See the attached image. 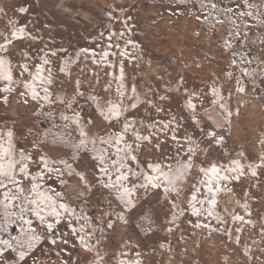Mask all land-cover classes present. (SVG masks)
Here are the masks:
<instances>
[{"label": "snow or ice", "instance_id": "snow-or-ice-1", "mask_svg": "<svg viewBox=\"0 0 264 264\" xmlns=\"http://www.w3.org/2000/svg\"><path fill=\"white\" fill-rule=\"evenodd\" d=\"M175 2L178 8L190 6L189 0ZM222 3L194 0V14L198 21H211L213 28L228 20L230 31L221 38L230 56L225 78L235 83L237 92L245 93L246 80L254 87L257 79L264 80V60L252 59L253 41L245 30H264V0H241L234 7H222ZM15 11L19 19L8 24L6 33L0 31V100L7 105L9 96L16 94L23 104L34 102L33 115L39 125L30 126L27 134L19 133L21 139L14 129H0V264H35L38 248L69 245L70 238L75 241L73 248L93 258L82 261L79 253L74 258L62 249L67 253L62 264H109L107 253L100 251L101 242L117 220L127 224L130 218L138 220V229L150 236L161 226V219L171 232L178 218L190 215L196 218L193 227L217 232L223 228L229 238L235 231L234 243L240 245L245 227H256L251 209L247 202L237 200L243 214L227 209L222 213L219 198L231 192L242 177L264 175V154L250 157L242 150L235 155L223 151L225 137L220 130L231 124L233 93L225 92L216 78L206 90L189 88L180 78L171 93L158 101L141 99L135 86L126 85L120 63L115 89L109 85L103 93L97 92L77 77L71 93L58 94L59 76L52 71L58 53L47 47L33 53L18 43L41 37L20 23L29 13L27 0ZM117 19L108 13L107 34L98 33L99 40H106V48L99 53L84 48L81 53L112 68L115 64L110 56L130 57L128 46L138 45L125 37V31L131 32L126 19L122 21L124 31L117 35L112 28ZM257 41L264 46V38L257 36ZM79 59V55L68 57L65 50L58 73L71 81L70 65ZM176 94L181 99L178 110L172 111L171 98ZM57 104L62 111L54 110ZM142 104L151 111L135 115ZM29 136L32 139L25 146L21 140ZM145 145L156 150L155 158H145ZM213 147L222 150L220 157L208 155ZM101 189L112 199L94 205L92 197ZM152 196L167 201L162 216L150 206ZM113 200L119 211L113 210ZM89 207L91 211H86ZM229 222L233 227H228ZM14 228L18 235L13 234ZM139 256L138 251H123L113 259L115 264H141Z\"/></svg>", "mask_w": 264, "mask_h": 264}, {"label": "rangeland", "instance_id": "rangeland-1", "mask_svg": "<svg viewBox=\"0 0 264 264\" xmlns=\"http://www.w3.org/2000/svg\"><path fill=\"white\" fill-rule=\"evenodd\" d=\"M21 3H25V0H0V9L3 10L0 11V31L6 33L8 24H15L19 19L15 8ZM239 3L241 0H223L221 6L234 7ZM189 5L178 8L175 0H27L29 13L20 23L27 24L28 29L41 39L18 43L33 53L44 47L58 53L59 58L54 60L52 67L53 73L59 76L58 94L71 93L77 77L97 92L103 93L109 85L115 89L120 63L124 66L126 85L135 86L141 99L158 101L161 95L171 93L180 78H183L185 86L200 90H206V86L216 78V82L224 86L225 92L233 93L229 101L233 111L231 124L220 130L225 137L223 151L235 155L242 150L250 157L264 154V80L257 79L256 87L246 80V92H237L235 83L225 78V70L230 69V56L224 51L221 38L230 31L228 20L225 18L222 24L210 27L211 21L206 23L196 19L194 0H189ZM110 12L118 18L112 24L117 35L124 31L122 21L126 19L131 32L125 31V37L130 36L138 45L136 48L128 46L131 54L128 58L110 56L114 68L105 66L102 61H93L90 54L81 53L84 48H95L99 53L107 47L106 40H99L98 33L107 34V14ZM245 30L249 31L253 41L250 46L252 59L255 61L259 57L264 60V46L257 41V36L264 38V30L255 27ZM97 40L99 43L94 44L93 41ZM120 43L123 49V41ZM65 50L68 57H80L79 61L73 60L70 65L71 81L58 73V67L63 65ZM114 75L117 79H113ZM61 81H64L62 87ZM180 99L179 94L172 96V111L178 110ZM205 107H208L207 101ZM35 110L34 102L23 104L16 94L9 96L7 105L0 100V129H14L17 138L21 139L19 133L27 134L30 126L39 125L33 115ZM54 110L62 111V107L57 104ZM150 111L147 105L142 104L135 115L141 116ZM40 127L44 130L48 128L47 125ZM31 139L29 136L21 142L28 146ZM144 150L145 158H155L156 150L151 145H145ZM221 151L213 147L208 155L218 158ZM111 199L101 189L92 197V202L99 205ZM150 200V206L158 216H162L168 207L167 201L163 196H159L158 200L152 196ZM237 200L248 203L251 218L256 224L254 228L245 227L240 236V245L234 243L237 236L235 231L229 238L223 234V228L219 232L196 228L193 227L196 218L185 215L171 226V232L167 231L168 225L161 219V226L150 236H145L138 229L139 221L136 219L130 218L127 224L117 220L107 239L101 242L100 251L107 253L109 264H115L113 256L123 251H138L141 264H264V235H261L264 229V175L259 179L242 177L239 183L233 184L231 192L220 196L218 209L222 213L227 209L243 214L236 206ZM112 208L119 211L114 200ZM85 210L91 211V208ZM228 227H233L231 222ZM13 234L18 235V229L14 228ZM74 243L70 238L69 245H44L38 248L34 253L35 264H62L67 254L62 249H67L74 258L79 253L82 261L93 258L91 253L73 248ZM246 249H250L248 254H245Z\"/></svg>", "mask_w": 264, "mask_h": 264}]
</instances>
